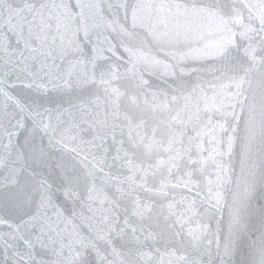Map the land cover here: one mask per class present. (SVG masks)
I'll return each mask as SVG.
<instances>
[{"label":"snow or ice","instance_id":"obj_1","mask_svg":"<svg viewBox=\"0 0 264 264\" xmlns=\"http://www.w3.org/2000/svg\"><path fill=\"white\" fill-rule=\"evenodd\" d=\"M0 264H264V0H0Z\"/></svg>","mask_w":264,"mask_h":264}]
</instances>
